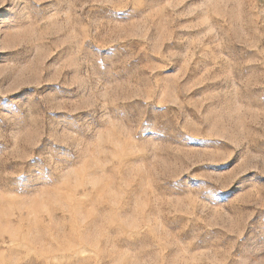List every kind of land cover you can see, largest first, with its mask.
Listing matches in <instances>:
<instances>
[{"label":"rangeland","instance_id":"374dc122","mask_svg":"<svg viewBox=\"0 0 264 264\" xmlns=\"http://www.w3.org/2000/svg\"><path fill=\"white\" fill-rule=\"evenodd\" d=\"M0 264H264V0H0Z\"/></svg>","mask_w":264,"mask_h":264}]
</instances>
